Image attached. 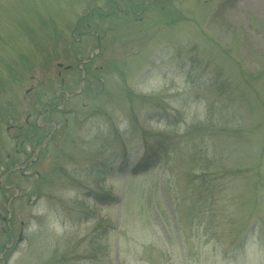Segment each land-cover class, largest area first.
<instances>
[{
  "label": "rangeland",
  "instance_id": "obj_1",
  "mask_svg": "<svg viewBox=\"0 0 264 264\" xmlns=\"http://www.w3.org/2000/svg\"><path fill=\"white\" fill-rule=\"evenodd\" d=\"M133 3L0 0V264H264V0Z\"/></svg>",
  "mask_w": 264,
  "mask_h": 264
},
{
  "label": "trees",
  "instance_id": "obj_2",
  "mask_svg": "<svg viewBox=\"0 0 264 264\" xmlns=\"http://www.w3.org/2000/svg\"><path fill=\"white\" fill-rule=\"evenodd\" d=\"M109 4L111 5L112 9H117L120 1L124 0H108ZM126 3H129L130 6H134L135 3H133V0H125ZM139 3H141L138 7L140 8L142 5L147 3V0H138ZM150 1V0H149ZM112 12V11H111ZM101 17V16H100ZM40 126L35 125L31 127L32 132H34L36 129L40 130ZM159 148H157L155 145H151L149 142L146 143L144 153L142 157L140 158L139 162L135 165L134 171L138 172L140 170H144L148 168L149 166L154 164V160H156V157L158 156ZM106 168V167H105ZM109 168H106L108 170Z\"/></svg>",
  "mask_w": 264,
  "mask_h": 264
}]
</instances>
